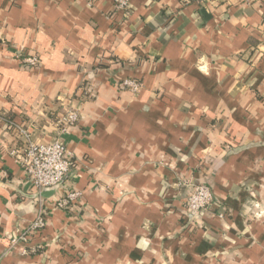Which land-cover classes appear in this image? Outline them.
<instances>
[{"label":"crops","instance_id":"obj_1","mask_svg":"<svg viewBox=\"0 0 264 264\" xmlns=\"http://www.w3.org/2000/svg\"><path fill=\"white\" fill-rule=\"evenodd\" d=\"M71 102L78 203L44 197L46 227L11 245L38 204L8 122L46 144ZM183 180L211 189V211L185 216ZM258 211L264 0H0V264H264Z\"/></svg>","mask_w":264,"mask_h":264},{"label":"built area","instance_id":"obj_2","mask_svg":"<svg viewBox=\"0 0 264 264\" xmlns=\"http://www.w3.org/2000/svg\"><path fill=\"white\" fill-rule=\"evenodd\" d=\"M202 3L204 0H194ZM117 9H127V0H114ZM34 67L38 64L36 58L25 60ZM140 83L135 80H124L120 89L136 93ZM77 104L68 103L61 107L60 115L54 122L56 137L52 142L38 144L31 140L29 131L22 125L8 122V128L17 140L16 146L8 151L9 156L16 165L24 172L25 180L35 189V197L38 208L37 215L29 227L16 237L7 238L9 244L26 243L42 229L46 227L49 209L42 201V193H52L51 197H57L53 205L54 209L70 210L77 205L79 193L67 189L65 180L70 175L72 166L68 158V152L62 141V136L67 130L78 123L80 112ZM179 185L184 188L185 216L195 218L212 209L214 197L211 189L206 184L192 182L191 180L180 181Z\"/></svg>","mask_w":264,"mask_h":264},{"label":"rangeland","instance_id":"obj_3","mask_svg":"<svg viewBox=\"0 0 264 264\" xmlns=\"http://www.w3.org/2000/svg\"><path fill=\"white\" fill-rule=\"evenodd\" d=\"M259 216V217H258ZM255 217H258V218H263L264 219V212L262 211H258L255 213Z\"/></svg>","mask_w":264,"mask_h":264},{"label":"water","instance_id":"obj_4","mask_svg":"<svg viewBox=\"0 0 264 264\" xmlns=\"http://www.w3.org/2000/svg\"><path fill=\"white\" fill-rule=\"evenodd\" d=\"M51 195H52V193H50V192H48V193H42V197H45V198H47V197H49Z\"/></svg>","mask_w":264,"mask_h":264}]
</instances>
